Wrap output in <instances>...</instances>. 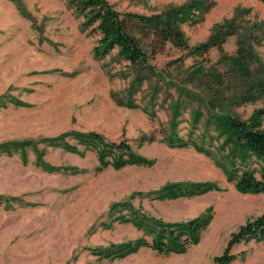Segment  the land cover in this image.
<instances>
[{
    "label": "rangeland",
    "instance_id": "rangeland-1",
    "mask_svg": "<svg viewBox=\"0 0 264 264\" xmlns=\"http://www.w3.org/2000/svg\"><path fill=\"white\" fill-rule=\"evenodd\" d=\"M188 1L108 0L145 16ZM198 1L208 11L179 25L190 47L218 25L235 33L204 56L153 42L150 71L117 49L97 57L98 31L67 0H0V264H215L231 234L264 214V196L237 192L225 174L258 163L231 166L214 124L227 115L264 130V3ZM88 133L146 163L114 168L118 152L74 136ZM193 184L209 190L185 196ZM201 217L207 226L182 253L137 247L154 242L159 223ZM231 254L232 264H264V239Z\"/></svg>",
    "mask_w": 264,
    "mask_h": 264
},
{
    "label": "trees",
    "instance_id": "trees-1",
    "mask_svg": "<svg viewBox=\"0 0 264 264\" xmlns=\"http://www.w3.org/2000/svg\"><path fill=\"white\" fill-rule=\"evenodd\" d=\"M259 1L264 3V0ZM67 2L83 18L85 28L90 27L98 31L99 39L94 47L97 57L117 49L119 57L131 66L140 69L146 68L150 71L145 48L147 45L153 48V42L160 45L169 42L177 48L187 50L193 56H204L212 48H219L227 36L235 33L233 28H224L223 25H218L205 42L195 47L188 45L179 25L188 21L195 23L194 12L206 13L209 7L204 1L189 0L179 7L169 6L164 12L152 16L121 13L108 0H67ZM257 115H264V107L257 112ZM214 124L218 134L224 137V143L230 145L228 156L231 166H235L232 162L234 158L239 159L242 163L246 162L248 158H253L258 163L256 171L228 169L225 173L227 181L233 183L235 190L241 194L264 195V130L260 129L257 121H243L227 115L215 116ZM74 136L82 144L94 147L101 145V152L108 153L106 150L118 152L119 156L113 162L114 168L145 162L132 155L126 160L123 159L125 154L129 155V147L123 142L102 144V138L94 133L75 134ZM56 140L52 139L51 142ZM169 143L176 146L184 145V143H175V141ZM29 145L31 144L28 141L14 142L1 148L7 150L11 146L20 150ZM65 148L73 151L70 145L66 144ZM198 150L203 151L202 147H199ZM175 190L176 188L168 191V196L178 197L179 192ZM208 190L209 188L204 185L193 184L184 195H199ZM208 222V217H201L189 220L183 225L176 226L175 229H172L171 225L157 222L159 226L154 234V242L149 244L140 242L137 247L147 245L158 252L182 253L187 246L197 243L199 232L207 226ZM251 239H264V214L246 221L235 233L231 234L223 252L214 258L215 264H232L234 255L231 254V248L240 242H247ZM135 249L133 248V250ZM110 250L119 251L121 248H110Z\"/></svg>",
    "mask_w": 264,
    "mask_h": 264
},
{
    "label": "crops",
    "instance_id": "crops-1",
    "mask_svg": "<svg viewBox=\"0 0 264 264\" xmlns=\"http://www.w3.org/2000/svg\"><path fill=\"white\" fill-rule=\"evenodd\" d=\"M256 195H259V196H264L263 194H256Z\"/></svg>",
    "mask_w": 264,
    "mask_h": 264
},
{
    "label": "bare ground",
    "instance_id": "bare-ground-1",
    "mask_svg": "<svg viewBox=\"0 0 264 264\" xmlns=\"http://www.w3.org/2000/svg\"><path fill=\"white\" fill-rule=\"evenodd\" d=\"M222 203V202H221ZM223 206H224V204H223Z\"/></svg>",
    "mask_w": 264,
    "mask_h": 264
}]
</instances>
